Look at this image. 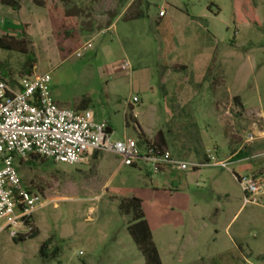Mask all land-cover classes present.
<instances>
[{
  "label": "rangeland",
  "instance_id": "obj_1",
  "mask_svg": "<svg viewBox=\"0 0 264 264\" xmlns=\"http://www.w3.org/2000/svg\"><path fill=\"white\" fill-rule=\"evenodd\" d=\"M63 1L67 22L60 37L44 22L48 9L55 10L51 0L31 6L30 32L29 25L24 34L20 20L9 19V29L4 34L0 29V36L24 37L35 60L32 75L51 74L56 104L76 109L90 103L96 120L112 127L113 138H135L143 151L136 121L129 112L127 125L124 113L126 102L138 96L139 124L164 129L169 141L187 134L191 124L220 140L214 98L226 93L213 83L221 79L247 110L264 113V0H132L115 28L102 32L98 29L105 24L96 22V13L108 10L109 0H79L78 7L73 5L77 0ZM110 1L117 7L109 17L113 20L130 0ZM253 9L257 22L252 21ZM136 11L145 16L123 18ZM76 20L84 30L79 37ZM78 40L81 46L74 52L58 47ZM26 61V53L0 48L1 78L15 83L29 75ZM124 61L130 63L128 69L122 68ZM177 63L184 67L173 66ZM253 122L262 128L257 117L240 116L241 138ZM98 155L75 165H30L32 155L22 162L16 158L22 184L39 192L45 204L32 217L37 236L15 241L13 227L0 230V264H145L127 229L131 218L118 209L121 199L131 196L142 200L163 264H264V195L258 206L247 203L237 213L244 193L231 172L236 181L226 180L232 189L226 198L212 190L208 179L209 172L221 169L149 173L141 163L119 167L121 158L113 153ZM235 213L228 238L224 226ZM8 220L2 218L0 227ZM47 240L49 252L58 248L56 258L40 255Z\"/></svg>",
  "mask_w": 264,
  "mask_h": 264
},
{
  "label": "built area",
  "instance_id": "obj_2",
  "mask_svg": "<svg viewBox=\"0 0 264 264\" xmlns=\"http://www.w3.org/2000/svg\"><path fill=\"white\" fill-rule=\"evenodd\" d=\"M0 0V9H1ZM160 11L159 15H163ZM3 21L0 13V22ZM123 69L130 63L124 61ZM52 77L49 72L25 75L15 83L0 76V220L9 217L6 226L13 227L11 235H25L32 230L33 214L45 204L44 197L22 184L16 158L26 161L37 154L58 163L80 164L95 152H108L121 159L119 167L141 163L149 173H161L166 169L187 171L207 166L229 167V160H219L211 150L206 160L194 162L172 155L167 148L154 144L144 145L140 151L135 138H113L107 121H97L91 109L63 108L51 96ZM138 96L126 102L125 118L130 112L136 118L134 107ZM249 134L246 142L254 139ZM236 179L245 194V203H258L264 194V174L238 176Z\"/></svg>",
  "mask_w": 264,
  "mask_h": 264
},
{
  "label": "crops",
  "instance_id": "obj_3",
  "mask_svg": "<svg viewBox=\"0 0 264 264\" xmlns=\"http://www.w3.org/2000/svg\"><path fill=\"white\" fill-rule=\"evenodd\" d=\"M51 1H52L51 7L54 8L55 10L48 9L46 16H44V22H47L50 25V31L56 36V34L61 33V31H63L65 28L64 22L67 20L66 17L67 12L65 11L63 0H51ZM95 1H93V4H95ZM131 1L132 0L127 2L125 7L118 13V15L113 20L109 19V17L115 16L117 14V10H116L117 7L113 8L115 4H113L110 0L109 3L107 4L108 10L106 9L104 13L101 12V10H98V12L96 13L97 14L96 22L105 24L103 27H99L98 29L99 32L110 29L112 27L115 28L116 21L122 16V14L127 9ZM73 5L75 7H78L79 0L74 1ZM31 6L36 7V3L34 2V0H21L20 8L17 10L5 5H1L0 13L2 15L3 21L0 22V29H4L3 34L6 33L5 30L7 31L9 29L5 27L7 20L9 19H11L12 21L16 19L20 20L19 22L23 24V26L25 27V29L24 27L23 29L25 31H26V25L27 26L29 25L30 28L27 31L30 32V30H32V25H30L31 18H29L28 16L29 14L27 13L30 11ZM26 7H29V10L25 11L24 9ZM165 15L166 14L160 15V17H165ZM75 22L78 24L77 34L79 37L80 33L83 32L84 30H81L79 28V24L81 23L80 20H76ZM88 32H92V31H90L89 29ZM68 33H70L68 30L64 31V34H68ZM173 66L180 68L184 67L179 63L173 64ZM207 70L211 72L212 69L210 66H208ZM221 78L223 77L221 76ZM219 81H220L219 83L217 82L213 83V88L215 90L216 89L219 90L220 88L221 91L224 90V93H226L223 94L224 96L216 95L214 98L216 105L214 106L213 114H215L218 119V126L220 127V131L222 133L220 136V140L219 139L215 140L212 137V135L209 134V130H207V132L204 133L201 130L197 129L196 126H194V124H191L192 130H189L187 134L185 133L178 134L176 135L177 138L169 141L167 135L164 132V129H158L156 131L147 124L142 126L139 124L137 118L135 123L136 125L138 124L136 127L137 135L139 134V132H141L145 139H149V140L154 139L157 136V134L161 131L165 146H167V148L170 150L172 155L175 157L189 161H194V162H203L207 158L206 156L207 150H211L212 153H214L219 160H229L228 168H222L220 166H207L203 168L221 169V173H217L216 172L217 170H212L211 173L210 172L208 173L209 183H211L210 186L212 190L214 191L218 190L219 192H221L223 196H225L226 198H230L232 189L226 186L225 183L226 180L232 179L233 181H236L234 178V176L236 177V175L244 176L251 174H264V113L262 111H257V116H256L255 109L247 110L244 107L240 95L232 94L228 89V87L224 86L223 79ZM164 93L166 92L164 91ZM174 101L176 100L174 99ZM139 103H142L141 98ZM83 109L93 110V108L90 107V103L76 108V110H83ZM134 111H135V107H134ZM135 113L137 115V111H135ZM94 114L96 119L95 111ZM249 115H252V117H257L259 120H261L262 128L259 127L260 125L257 124L256 122H253L249 128L251 129V132L242 130V132L247 133V136L241 138L240 116H242V118L243 117L245 118ZM252 133L256 135L255 140L253 142L247 143L246 142L247 137L249 134ZM137 137L139 138V136ZM205 139L207 140V142H205L206 141ZM141 141L144 144V141L143 140ZM244 162H248L250 163V165L246 167L243 164ZM100 163L101 162H99V164ZM203 168H199L196 170H200ZM230 172L232 173V175H234L233 176L234 179L230 177L229 174ZM175 187L178 188L177 186ZM244 199H245V194H244ZM244 199L243 201H241L237 213L243 207L247 206V203H245ZM237 213H235L233 217L230 219V221H228V223H226V225L224 226V231L227 237L228 235L230 236L229 226ZM223 259L234 260L236 258H223Z\"/></svg>",
  "mask_w": 264,
  "mask_h": 264
},
{
  "label": "trees",
  "instance_id": "obj_4",
  "mask_svg": "<svg viewBox=\"0 0 264 264\" xmlns=\"http://www.w3.org/2000/svg\"><path fill=\"white\" fill-rule=\"evenodd\" d=\"M45 1L46 0H34V2L38 6H44L46 4ZM20 2L21 0H1L2 5L11 7L15 10L20 8ZM144 16L145 15L142 12L136 11V12H131L129 14L128 12L125 13L123 18L127 20H132V19H140V18H143ZM251 17H252V21L257 22L258 18L256 16L255 9H253V11L251 12ZM24 31L25 30L23 29V33L25 34ZM56 36L60 37L59 34H56ZM80 46L81 45L79 44V40L76 41L73 46H67V45L61 46L60 44L58 45V47L63 50L71 47L70 51H73V52L76 51L78 48H80ZM0 48L14 49V50H19L20 52L26 53L27 54L26 64L30 69L28 74L32 75V70L35 67V64H34L35 60L29 54L26 48V39L24 37L16 39L13 36L2 35L0 36ZM84 101L85 100L83 99L82 102ZM132 119L136 121V118H132ZM138 136L141 140L144 141L145 146L149 147L151 144H154L158 148H167V146H165L164 144L161 131L157 134V136L154 139H151V140L145 139L141 132H139ZM93 157L99 158L98 152H95L93 154ZM50 161L55 162L53 159H48V158H44V157H40L38 155L32 154L30 160L28 161V164L36 165L37 162L48 164ZM133 166H136V165H133ZM118 209H119L120 214L125 215V216H130L131 218V221L127 229L133 241L135 242L140 252L142 253L144 260H145V264H163L158 248L153 241L152 230H151L148 220L146 219V215L143 210L142 200L136 196L123 198L121 199L118 205ZM37 235H38L37 231L33 230V226H32V232L29 236H27V234L18 235V236H14L13 239L15 241H20V240H25L27 237L33 238ZM49 244H50V240L43 242L40 247L39 253L44 258H56L59 254V250L58 248H55L52 252H49L48 251ZM261 257L264 258V255H262Z\"/></svg>",
  "mask_w": 264,
  "mask_h": 264
}]
</instances>
